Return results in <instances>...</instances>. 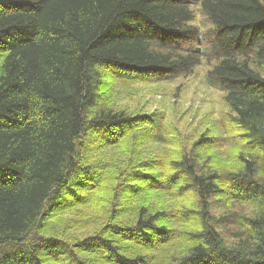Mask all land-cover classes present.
<instances>
[{
	"label": "trees",
	"instance_id": "1",
	"mask_svg": "<svg viewBox=\"0 0 264 264\" xmlns=\"http://www.w3.org/2000/svg\"><path fill=\"white\" fill-rule=\"evenodd\" d=\"M205 55L221 123L118 107ZM262 68L264 0H0V264H264Z\"/></svg>",
	"mask_w": 264,
	"mask_h": 264
},
{
	"label": "rangeland",
	"instance_id": "2",
	"mask_svg": "<svg viewBox=\"0 0 264 264\" xmlns=\"http://www.w3.org/2000/svg\"><path fill=\"white\" fill-rule=\"evenodd\" d=\"M197 20L201 25H207L200 9H198ZM203 36L205 43L209 44L210 42L206 40V37L210 34H204ZM212 64L204 62L195 69L192 75L170 84L131 87L133 93L138 92L140 94L130 99L128 93L124 92L122 98L118 101V107L137 110L148 105L147 111L154 108L163 109L172 119L175 116L181 118V125H186L191 120L194 123L200 119L203 121L208 116L205 122L206 126H210L225 112L219 91L209 88L207 84V74ZM261 72L264 73V68L261 69ZM125 89L121 88L122 91ZM134 100H137L135 103L139 107H137V104L126 107ZM203 125L205 126V123ZM243 208L246 209V207ZM10 249L12 248L5 249L4 254H9Z\"/></svg>",
	"mask_w": 264,
	"mask_h": 264
}]
</instances>
